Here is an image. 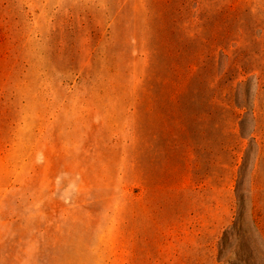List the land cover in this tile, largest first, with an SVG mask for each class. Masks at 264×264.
<instances>
[{
  "label": "rangeland",
  "instance_id": "rangeland-1",
  "mask_svg": "<svg viewBox=\"0 0 264 264\" xmlns=\"http://www.w3.org/2000/svg\"><path fill=\"white\" fill-rule=\"evenodd\" d=\"M0 264H264V0H0Z\"/></svg>",
  "mask_w": 264,
  "mask_h": 264
},
{
  "label": "trees",
  "instance_id": "trees-1",
  "mask_svg": "<svg viewBox=\"0 0 264 264\" xmlns=\"http://www.w3.org/2000/svg\"><path fill=\"white\" fill-rule=\"evenodd\" d=\"M220 72H221V71H220ZM243 72L245 73L246 71L243 70ZM246 73H247V72H246ZM250 109H251V107H250ZM250 114H251V113H249V115H250ZM247 115H248V114H247Z\"/></svg>",
  "mask_w": 264,
  "mask_h": 264
}]
</instances>
